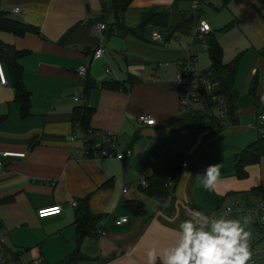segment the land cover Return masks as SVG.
I'll use <instances>...</instances> for the list:
<instances>
[{
	"label": "crops",
	"instance_id": "1",
	"mask_svg": "<svg viewBox=\"0 0 264 264\" xmlns=\"http://www.w3.org/2000/svg\"><path fill=\"white\" fill-rule=\"evenodd\" d=\"M137 1L130 0L116 19L100 0H10V6L4 7V19L35 28L21 35L0 30L4 50L10 55L20 51L12 59L21 68L29 95L28 112L22 115L11 86V58L0 55L5 77L0 84V152L23 153L0 156V229L3 245L20 250L24 262L40 258L55 263L74 250L76 206L69 205L71 200L77 204L86 197L89 212L101 216L79 243L87 258L77 264H147V248L172 243L188 210L212 217L228 199L243 203L264 199V155L246 165L241 178L233 168V157L264 133V119L257 123L258 115L264 113V0H205L199 5L198 10L208 4L215 12L223 9L233 16L226 30L213 26L212 31L210 23L201 20L210 27L206 35L219 44L223 63L239 57L233 79L234 122L209 128L181 127L175 119L176 60L187 51L197 58L201 51L207 56L205 38L190 41L199 19L183 33V45L166 47L150 37L157 30L166 43L172 38L178 41L181 33H169V29L184 11L191 10V0H186L185 8L176 5L184 0H174V5L168 2L166 8L137 6ZM12 6H19L21 12L11 14ZM147 11L151 15L141 19ZM96 21L106 24L99 42L104 51L91 59V49L98 45L92 33ZM240 21L245 24L240 26ZM207 61L200 70L209 66ZM80 65L86 66L82 77L76 74ZM156 71L157 78L148 79ZM86 83L92 86L85 87ZM106 83L115 87H103ZM83 103L93 108L89 129L96 131L98 139L108 131L122 137L123 147L131 150L129 156L118 160L83 155L77 140H67L69 134L81 132L73 110ZM139 114L153 117L155 123L136 122ZM160 139L168 141L186 161L177 180L168 184L171 190L164 211L139 188L153 167L161 164L159 157L152 156ZM216 163L221 182L215 191L205 190L197 175ZM127 200L142 203L146 213H130L123 207ZM54 204L61 206L59 214L36 216L37 208ZM124 215V223H113ZM97 229L104 234H95Z\"/></svg>",
	"mask_w": 264,
	"mask_h": 264
},
{
	"label": "built area",
	"instance_id": "2",
	"mask_svg": "<svg viewBox=\"0 0 264 264\" xmlns=\"http://www.w3.org/2000/svg\"><path fill=\"white\" fill-rule=\"evenodd\" d=\"M205 0H191L190 9L195 11L199 8L200 3ZM0 10L4 11V6L1 2ZM11 14H18L21 12L19 6H12L9 9ZM264 16V10L262 12ZM106 29V24L103 21H96L92 25V33L98 38V45L91 49L90 58H98L103 54V48L100 45V37L102 32ZM210 27L207 22L199 20L193 27L190 34V41L203 40L206 34L209 33ZM150 37L157 43L166 44L163 35L157 31L152 30ZM203 45L206 46V43ZM202 45V46H203ZM196 55L194 52L187 51L186 54L176 60L177 69L173 76V82L177 89V106L178 114L199 115L203 118L200 123V128H209V126H224L227 125L228 109L226 103V96L221 90L219 80L212 73L210 69H195ZM86 73V66L80 65L76 69V74L80 77ZM157 71L153 77L157 78ZM5 83V77L2 71L0 62V84ZM74 100L77 98L74 97ZM264 119V113L259 114L257 123H261ZM135 121L145 125H153L154 118L149 115L139 114L135 117ZM97 133L92 129L81 131L78 133H71L67 136V140L79 142V152L83 155H91L98 158H115L121 160L131 154L128 147H123L119 144L118 135L113 132L104 133L100 139L95 137ZM0 156H23L22 152L1 151ZM181 167L186 166L185 159L180 164ZM145 185V182H142ZM125 189L123 188L122 191ZM69 205L76 206L74 200L69 201ZM61 212L59 204L41 206L36 209L35 214L38 218H44L51 215H56ZM226 214L232 219H243L242 222L247 221L246 230L251 233L250 236V250L251 259L248 264H264V199H259L252 203H243L236 199H228L216 211L215 215ZM127 217L119 216L113 223L119 225L124 223ZM95 234L103 235L104 231L97 229ZM4 237L0 229V244H3ZM0 264H42L40 258H34L29 262H24L20 258L12 259L7 254L0 252Z\"/></svg>",
	"mask_w": 264,
	"mask_h": 264
},
{
	"label": "trees",
	"instance_id": "3",
	"mask_svg": "<svg viewBox=\"0 0 264 264\" xmlns=\"http://www.w3.org/2000/svg\"><path fill=\"white\" fill-rule=\"evenodd\" d=\"M103 9L108 5V12L111 11L115 19L118 15L122 14L127 8L130 0H100ZM198 10V9H196ZM195 10V11H196ZM191 10L184 11L181 18L172 24L169 29V33H187L195 22L194 12ZM5 11L0 10V30L10 31L14 34L21 35L25 31H34L35 28L28 24H21L15 21L4 19L6 16ZM150 16L151 12H142L141 19L143 16ZM196 18V16H195ZM147 17L141 23L144 27ZM231 26L230 24L224 25L221 29L226 30ZM123 30V28H121ZM124 31V30H123ZM165 39V36H164ZM206 52L209 60V66L207 69L212 70V73L219 80L221 90L226 96L227 103V119L228 122H234V109H235V97L236 90L233 87V79L236 72V67L239 61V57L235 56L230 61L222 62V51L219 44L216 42L213 36L207 35L205 39ZM4 46L0 45V55H7L11 58V73L12 82L11 86L13 89L14 100L20 105L21 114L25 115L28 112L29 107V95L25 90L21 80V68L13 61L12 57L20 51H13V55H10V51L4 50ZM90 83H86L85 87H91ZM105 88L115 87L113 84L106 83L103 85ZM74 115L78 114V126L79 130L86 131L89 129L88 120L90 115L93 113V108L83 103L80 108L73 110ZM184 127L186 125H196L199 127L203 118L199 115L181 114L175 118ZM212 127V126H209ZM262 132V131H261ZM259 133L257 139L243 148L238 154L233 157V168L235 175L239 178L245 175L244 167L248 164L258 162L259 158L264 155V133ZM152 156L159 157L161 164L158 167H153L151 174L144 179L145 185H140L141 191L148 197L154 199L158 204V209L164 211L168 208V198L170 196L171 187L169 183H174L181 169V162L185 159L171 144L160 139L155 148L153 149ZM123 207L130 213L137 216H143L146 211L143 208L142 203L133 200H127L123 203ZM100 215L91 214L87 207L86 197H84L75 207L74 216V231L76 235L77 246L67 254L62 260L55 263L42 264H77L79 261L87 258L78 248L79 243L83 238L90 233L93 229L94 224L100 219ZM0 252H3L10 256L12 259H18L20 250H11L6 248L3 244H0Z\"/></svg>",
	"mask_w": 264,
	"mask_h": 264
},
{
	"label": "clouds",
	"instance_id": "4",
	"mask_svg": "<svg viewBox=\"0 0 264 264\" xmlns=\"http://www.w3.org/2000/svg\"><path fill=\"white\" fill-rule=\"evenodd\" d=\"M197 179L205 190L215 191L221 182L219 163L209 164ZM186 216L179 222L172 243L147 248V264H248L252 253L247 221L242 223L224 213L209 217L194 209L188 210ZM128 255L131 257L133 251L129 250Z\"/></svg>",
	"mask_w": 264,
	"mask_h": 264
},
{
	"label": "rangeland",
	"instance_id": "5",
	"mask_svg": "<svg viewBox=\"0 0 264 264\" xmlns=\"http://www.w3.org/2000/svg\"><path fill=\"white\" fill-rule=\"evenodd\" d=\"M9 1L10 0H4V7L5 8H8L10 6L9 5ZM136 1L137 0H135V2ZM1 2H2V0H0V5H1ZM168 2H170V3H172L174 5V0H139V2L137 3V6H139V5L158 6L159 5V6H165V8H166V5L168 4ZM208 2H210V3L214 2L215 3V2H218V0H214V1L213 0L212 1L208 0ZM188 4H189V2L184 0V1L177 2L176 5L179 6V7L182 6V7L185 8ZM105 6H106L105 9L107 10V8L109 6L108 5H105ZM194 15L196 16L197 19H199V20L205 19L208 23H210L212 31H214V29H215V28H213V26L214 27H218V26L219 27H223L224 25L232 23V20H234L233 16H227L226 11H224L223 9L218 11V12H215V9L213 7H211V6H209L208 4H203L199 10H196L194 12ZM195 16H194V20L196 21ZM159 19H164V17H161ZM244 24L245 23L243 21H240V26H242ZM162 29H163V33L166 34V32H164L165 28H162ZM177 36L179 37L178 41H176L175 38H172L170 40V42L166 43V45H163V44H161V45L166 46V47H171V46H174V45H177V44H179V45L182 44L183 45L184 41L186 40V35L181 33V34H177ZM205 39H206V37H205ZM207 60L208 59H207L205 51H201L198 54V58L196 57L195 69L196 70H200L199 67L203 66V65H206L208 63ZM95 138L98 139V137H95ZM118 141H119V144L121 146L124 145L122 137H120L118 139ZM240 221H243V219H240Z\"/></svg>",
	"mask_w": 264,
	"mask_h": 264
}]
</instances>
